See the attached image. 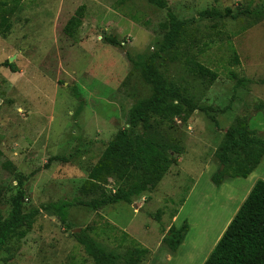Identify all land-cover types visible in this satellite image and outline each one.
<instances>
[{
  "label": "rangeland",
  "instance_id": "rangeland-1",
  "mask_svg": "<svg viewBox=\"0 0 264 264\" xmlns=\"http://www.w3.org/2000/svg\"><path fill=\"white\" fill-rule=\"evenodd\" d=\"M165 1L183 27L159 52L167 8L147 0H0V212L9 214L19 192L22 211L35 212L26 235L0 249V264H97L75 238L82 231L118 255L114 264H200L250 181L264 180L263 156L250 179L210 181L238 118L264 138V0ZM80 5L69 36L64 26ZM154 52L158 72L196 108L181 103L179 115L150 117V135L174 159L153 189L94 209L85 203L109 195L115 181L90 173L128 127L131 106L151 94L140 62ZM190 59L216 79L192 75ZM62 201L72 204L64 220L53 207ZM185 219L187 237L169 262L166 232Z\"/></svg>",
  "mask_w": 264,
  "mask_h": 264
},
{
  "label": "trees",
  "instance_id": "trees-1",
  "mask_svg": "<svg viewBox=\"0 0 264 264\" xmlns=\"http://www.w3.org/2000/svg\"><path fill=\"white\" fill-rule=\"evenodd\" d=\"M159 8H167V21L163 24L165 32L158 51L170 49L178 39L183 21L167 7L165 0H147ZM1 3V2H0ZM84 5H80L64 26L65 34L72 36L81 24ZM203 14H212L206 11ZM219 15L218 13H215ZM111 43L116 39L107 36ZM159 52H154L145 61L140 62L144 76L151 85V94L138 99L130 108L128 127L123 128L107 143L97 164L92 169L91 178H98L105 171L114 176L115 185L109 195L90 200L86 205L96 209L105 204L118 202L130 203L133 197L149 191L161 180L174 159L167 150L151 135L150 117L156 115L168 118L179 115L182 105L193 104L181 94L179 89L169 84L166 78L158 72L154 58ZM4 65L11 71L15 68L8 61ZM187 69L195 77L205 82H213L217 74L196 60L187 61ZM73 93L79 101L78 112L82 107L80 94L73 88ZM264 109V104L259 106ZM141 127V131L138 128ZM248 129L247 121L238 118L235 125L225 131L224 139L217 151L220 165L210 175V181L216 186L233 178H246L260 164L264 156V138L253 137ZM0 187V198H1ZM23 193L19 192L12 198L9 214L3 217L0 212V249L12 236L23 238L32 226V216L35 212L22 211ZM182 200L181 202H183ZM72 204L68 201L53 204L61 219H65V210ZM189 231L187 220L176 227L170 226L165 235V241L172 253L176 252ZM85 252L97 264H114L117 254L106 252L93 237L83 231L75 234ZM134 253H145V249L134 250ZM203 264H264V180L258 179L242 201L237 211L227 224L222 235L210 251Z\"/></svg>",
  "mask_w": 264,
  "mask_h": 264
},
{
  "label": "crops",
  "instance_id": "crops-1",
  "mask_svg": "<svg viewBox=\"0 0 264 264\" xmlns=\"http://www.w3.org/2000/svg\"><path fill=\"white\" fill-rule=\"evenodd\" d=\"M256 168H257V167H256ZM254 170H255V169H254ZM254 170L252 171L253 173H254ZM252 172H251V173H252ZM251 173H250L245 179H250L249 177H250ZM253 173H252V174H253ZM237 178H240V177H237ZM233 179H235V178H233ZM256 180H258V178H256V179L250 181V185H249L248 191L246 192V194H245L244 197L242 198L240 204H241L242 201L245 199L246 195L248 194V192L250 191V189L252 188V186H253V184L255 183ZM222 184H223V183H222ZM220 186H221V185H220ZM239 206H240V205H239ZM239 206H238V207H239ZM237 209H238V208H237ZM237 209H236V211H237ZM236 211H235V212H236ZM235 212H234V214H235ZM234 214H233V215H234ZM232 217H233V216H232ZM232 217H231V218H232ZM230 220H231V219H230ZM174 223H175V226H176V227H178V226L180 225V223H178L177 221H174ZM228 223H229V222H228ZM228 223H227V224H228ZM226 226H227V225H226ZM226 226H225V228H226ZM225 228H224V230H225ZM224 230H223V231H224ZM223 231H222V233H223ZM222 233L218 236V238L215 239L214 244L212 245L211 249L208 251V253L206 254V256L204 257V259L201 261L200 264H203V263H204V261L206 260V258H207L208 255H209L210 251L212 250V248L214 247V245L216 244V242L218 241V239L220 238V236L222 235ZM186 237H187V234H186ZM186 237L184 238L183 242L185 241ZM183 242L181 243V245L183 244ZM181 245H180V246H181ZM180 246L178 247V249H177L176 252L172 253L173 255L170 257L171 260H169V262H171V261L177 259L178 255H179V248H180Z\"/></svg>",
  "mask_w": 264,
  "mask_h": 264
},
{
  "label": "water",
  "instance_id": "water-1",
  "mask_svg": "<svg viewBox=\"0 0 264 264\" xmlns=\"http://www.w3.org/2000/svg\"><path fill=\"white\" fill-rule=\"evenodd\" d=\"M11 60L9 59V62H10ZM75 231V230H74Z\"/></svg>",
  "mask_w": 264,
  "mask_h": 264
},
{
  "label": "bare ground",
  "instance_id": "bare-ground-1",
  "mask_svg": "<svg viewBox=\"0 0 264 264\" xmlns=\"http://www.w3.org/2000/svg\"><path fill=\"white\" fill-rule=\"evenodd\" d=\"M248 189V188H247ZM245 191H247V190H245Z\"/></svg>",
  "mask_w": 264,
  "mask_h": 264
}]
</instances>
